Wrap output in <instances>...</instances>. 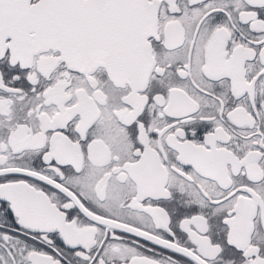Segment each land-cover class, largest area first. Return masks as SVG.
<instances>
[{"label": "snow or ice", "instance_id": "6c2138e0", "mask_svg": "<svg viewBox=\"0 0 264 264\" xmlns=\"http://www.w3.org/2000/svg\"><path fill=\"white\" fill-rule=\"evenodd\" d=\"M0 264H264V0H0Z\"/></svg>", "mask_w": 264, "mask_h": 264}]
</instances>
